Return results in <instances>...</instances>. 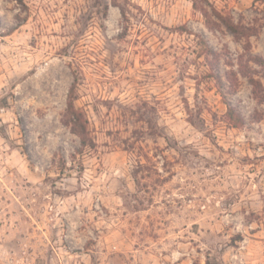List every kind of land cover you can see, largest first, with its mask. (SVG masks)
<instances>
[{
	"label": "rangeland",
	"instance_id": "rangeland-1",
	"mask_svg": "<svg viewBox=\"0 0 264 264\" xmlns=\"http://www.w3.org/2000/svg\"><path fill=\"white\" fill-rule=\"evenodd\" d=\"M257 58L264 0H0V264H264Z\"/></svg>",
	"mask_w": 264,
	"mask_h": 264
},
{
	"label": "trees",
	"instance_id": "trees-1",
	"mask_svg": "<svg viewBox=\"0 0 264 264\" xmlns=\"http://www.w3.org/2000/svg\"><path fill=\"white\" fill-rule=\"evenodd\" d=\"M219 18L221 23L227 29L231 30L235 34L239 33L235 25L230 20H226L221 16ZM207 21H209L208 18ZM257 60L259 61V63L261 62L262 64H264V60L262 58H257ZM251 83H253V85H258V82H256V80L254 79H251ZM75 91H76V82L70 88L69 96H68L69 98L68 107H67V114L69 116V121L70 123H72V131L80 138L82 148L92 147L91 145L93 144L91 140H89L88 138V130H87L86 122L83 118L82 113L78 111L74 105V101L76 99ZM227 115L229 121L231 123H234L236 127H240L243 125V119L239 115H237L235 110L230 106L228 107ZM82 151L83 149H81V152Z\"/></svg>",
	"mask_w": 264,
	"mask_h": 264
}]
</instances>
